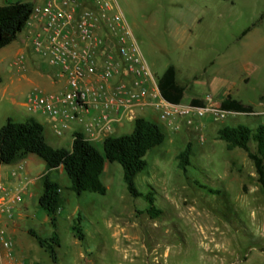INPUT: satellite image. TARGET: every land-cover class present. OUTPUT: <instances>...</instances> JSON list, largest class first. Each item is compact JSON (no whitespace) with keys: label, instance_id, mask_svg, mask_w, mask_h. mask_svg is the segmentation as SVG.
I'll use <instances>...</instances> for the list:
<instances>
[{"label":"rangeland","instance_id":"rangeland-1","mask_svg":"<svg viewBox=\"0 0 264 264\" xmlns=\"http://www.w3.org/2000/svg\"><path fill=\"white\" fill-rule=\"evenodd\" d=\"M114 1L152 73L157 77L171 64L177 68L189 87L183 103L193 95L218 101L210 82L220 81L232 83V97L251 105L253 112L220 121L207 116L196 128L179 124L171 129L147 109V117L161 126L165 139L144 156L146 166L135 176L137 197L128 193L117 162L105 164L104 194H76L64 173L50 172L64 199L56 215L57 264H264V194L253 164L242 149H227L217 137L223 125L254 129L264 123V0ZM24 34L23 29L2 64L6 72L0 89L5 86L6 91L0 90V127L7 118L20 122L28 117L21 103L35 90L25 83L13 89L18 67L14 56ZM29 114L44 123L43 114ZM132 128L133 122H124L111 135L130 133ZM69 134L58 137L46 126L44 136L52 146L66 148ZM249 145L253 150L254 143ZM186 148L189 164L182 170L177 156ZM27 161L36 178L34 183H25L24 176L20 182L11 178L18 187L26 185L20 194L27 203L26 211L14 210L13 219L22 232L24 256L35 264H51L28 233L33 229L48 236L53 230L37 205L45 163L35 154ZM1 166L15 169L14 163ZM149 200L160 211L155 218L147 212ZM77 215L82 240L69 229Z\"/></svg>","mask_w":264,"mask_h":264},{"label":"built area","instance_id":"built-area-1","mask_svg":"<svg viewBox=\"0 0 264 264\" xmlns=\"http://www.w3.org/2000/svg\"><path fill=\"white\" fill-rule=\"evenodd\" d=\"M24 28L34 52L66 78L63 91L34 90L25 99L27 111L59 121L57 135L75 122L81 129L74 128L71 139L76 131L88 141H102L123 121H134L137 108L157 113L171 129L179 124L196 128L207 116L220 121L240 113L212 103L166 100L114 0H44L33 4ZM94 74L98 81L90 86L88 78ZM113 76L117 83L107 87ZM21 198L20 191L11 194L1 213L12 220ZM13 249L12 238L0 228V253L11 258Z\"/></svg>","mask_w":264,"mask_h":264},{"label":"trees","instance_id":"trees-1","mask_svg":"<svg viewBox=\"0 0 264 264\" xmlns=\"http://www.w3.org/2000/svg\"><path fill=\"white\" fill-rule=\"evenodd\" d=\"M33 4L29 1H14L0 4V49L16 40L24 29L31 14ZM247 29L243 31L245 33ZM158 88L161 95L171 103H180L184 86L175 79V69L169 65L158 77ZM193 105L203 106V100L193 98ZM220 106L223 110L240 113H251L253 107L240 100L226 95ZM217 137L224 141L227 149L238 147L251 160L256 180L264 194V123L250 129L244 124L223 125L217 130ZM165 132L155 121L139 116L133 121L130 133L113 136L108 135L97 145L86 140L79 132L72 133L70 148L53 147L45 139L42 123L34 117H26L23 121L7 118L0 127V165L13 164L26 158L29 154L39 156L45 163V172L40 176L42 191L37 205L42 209L53 230L48 236H41L29 229L38 245L48 254L51 264H57L56 247L59 236L56 231V215L63 203L59 183L52 179L50 172L59 167L69 180L68 188L76 193L95 192L104 194L106 187L101 181V174L106 163L117 162L122 168V179L128 193L137 197L140 192L135 187V176L141 172L146 161L144 156L156 146L163 143ZM249 143H254L252 150ZM178 165L182 170L189 164V148L178 156ZM147 212L152 218L158 216L152 200H149ZM81 216L77 215L75 224L69 226L71 232L79 240L83 239L80 227Z\"/></svg>","mask_w":264,"mask_h":264},{"label":"crops","instance_id":"crops-1","mask_svg":"<svg viewBox=\"0 0 264 264\" xmlns=\"http://www.w3.org/2000/svg\"><path fill=\"white\" fill-rule=\"evenodd\" d=\"M14 1H29L32 4L35 3H42L44 0H6L5 3L7 2H14ZM4 4V3H2ZM25 34L23 35L22 38H20V43H21V47L17 50L15 56H14V65H17V70H16V77H15V81L13 80V89L14 92L18 89L19 85L22 83L25 84H32L33 87L35 88V90H40V91H44V92H60L63 91L66 88V78L62 75H60L57 70L52 67L51 65H49L45 58L38 54L37 52H34V50L32 49L31 45H30V41H29V37L27 34V29L24 28ZM15 41L9 43L8 45L2 47L0 49V80L2 75L6 72L5 71V67L2 65L3 61H4V57L7 54L8 50L15 45ZM172 65V64H171ZM169 65H167L162 72L160 73V75L164 72V70L168 67ZM174 66V65H173ZM102 68V65L100 63H97V69L100 70ZM175 69V79L178 83H180L181 85L184 86V93L183 96L185 94V90L186 88H189L188 85L185 82H182L180 80V78L178 77V72H177V68L174 66ZM14 74V75H15ZM12 75V76H14ZM158 75L156 78L158 79V77L160 76ZM98 81L97 75L94 74L92 76H90L88 78V85H94L96 84V82ZM117 77L113 76L110 80H109V84H107V87H112V85L117 83ZM210 86L213 88V90H215L218 94H219V100L218 101H210L208 97H203V96H198V95H193L189 98V100L186 103H189L193 98H197L200 100H203L205 104H220L222 99L226 96V95H231L230 90L231 87L233 86L232 83L228 84V83H221L219 82H215L212 81L210 82ZM3 92L6 91V87H1V89ZM234 98V97H232ZM183 99V97H182ZM181 99V104H186L183 103ZM237 99V98H235ZM239 100V99H237ZM241 101V100H240ZM21 105L26 109L25 107V101L23 103H21ZM17 111V110H16ZM27 111V109H26ZM32 112L28 111V115L25 114L24 116H28V117H32L33 114H29ZM33 113H38V112H33ZM136 113L137 116H144L147 117L148 116V111L147 109H136ZM42 114V113H40ZM44 115V114H43ZM45 116V121L44 123H42L43 127H44V133L46 131V126L54 133V135L56 136H64V133L66 131H69V138H68V142H69V147L66 148H70L71 146V132L74 128H77L78 130L81 129V124H75V122L70 124L71 129H64L63 134L61 135H57L54 132V127L59 125V121L57 120H52L51 118H49L47 115ZM148 118V117H147ZM124 122L127 121H123L122 124ZM133 122V121H131ZM121 124V125H122ZM118 125V126H121ZM46 136V134H45ZM47 140V139H46ZM48 144L51 145V142L49 140H47ZM102 141L96 142L95 144L99 145ZM52 146V145H51ZM54 147V146H53ZM15 164V169L12 171H8L2 168V166L0 165V209L4 206H6L7 204V200L9 198V196L13 193H15L16 191H22L21 189H23V187L26 185L22 184L21 186H17V184H14L11 181V178H13L14 180H16V182H20L21 181V177H28L26 179L25 183H34L35 182V178L34 176H31V171H32V167H30L29 162L27 161V157L24 159L19 160L18 162L14 163ZM53 171H58L59 173L63 174V170L61 167L52 170ZM45 172V169H43V171H41L39 173V175L41 176V174H43ZM51 176V175H50ZM52 178V177H51ZM53 179V178H52ZM55 180V179H54ZM57 181V180H56ZM15 182V183H16ZM58 182V181H57ZM12 188H15L14 192L12 191ZM33 197V194L30 195V198ZM38 199V197H37ZM23 210L26 211L27 210V203L24 201L22 202V198L21 201L16 204L14 210ZM20 215V213H19ZM0 228L4 229L6 234L12 238L13 242H14V249H13V255L11 258H8L6 256V254L2 251L0 253V264H35L36 261L34 260H28L26 256H24L23 250H22V246H21V242H22V232L20 231L19 228V223L17 220L15 219H8L7 217H5L4 214L1 213L0 211Z\"/></svg>","mask_w":264,"mask_h":264}]
</instances>
